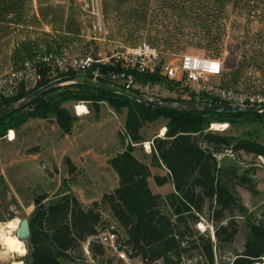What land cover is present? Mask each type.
<instances>
[{
	"label": "rangeland",
	"instance_id": "rangeland-1",
	"mask_svg": "<svg viewBox=\"0 0 264 264\" xmlns=\"http://www.w3.org/2000/svg\"><path fill=\"white\" fill-rule=\"evenodd\" d=\"M102 1L106 39L94 32L89 19L72 0H0V74L37 51L104 53L121 45L147 41L167 57L191 53L221 59L222 86L264 92V0ZM212 81L218 82V77H212ZM151 89V97L156 100L182 99L184 93L183 87L171 81L151 85ZM76 104L66 105L74 113ZM87 106L89 114L77 116L69 134L63 133L53 118H33L7 130L6 134L14 132L13 141L7 140L6 135L0 139V225L16 218L30 219L36 198L48 207L69 194L78 198L84 210L96 203L102 216L99 232L116 230L125 239L124 229L103 196L119 182L109 160L129 144L133 145L134 155L151 170V190L164 197L175 191L168 170L153 157L154 140L165 137L167 119L161 117L145 123L140 129L142 141L132 142L125 132V112L117 113L107 103H102L99 110L89 103ZM212 124L227 125L225 129H212L213 132L264 143V123ZM221 167L235 168L230 173L235 183L241 175H248L255 188L251 192L236 186L248 214L227 213L223 222L233 215L239 225L235 241L215 254V264H229L235 253L243 251L251 223L264 214V158L236 152V160L225 159ZM209 213L206 208L196 229L208 231L213 237L215 228L208 220ZM88 245L85 242L72 251L77 258L72 264H143L139 258L117 261V252L112 248L94 260ZM30 252L21 258L12 255V259L9 256L8 260L0 259V264H11L14 260L31 264Z\"/></svg>",
	"mask_w": 264,
	"mask_h": 264
},
{
	"label": "trees",
	"instance_id": "trees-1",
	"mask_svg": "<svg viewBox=\"0 0 264 264\" xmlns=\"http://www.w3.org/2000/svg\"><path fill=\"white\" fill-rule=\"evenodd\" d=\"M153 38L160 40L158 36ZM135 75L144 84L169 81L159 75ZM47 82L44 77L35 89ZM32 91L34 89L26 90L22 85L17 95L0 105V110ZM81 101L91 104L95 110L107 103L117 113L125 112V132L132 142L142 141L140 129L145 123L161 117L167 119L165 137L154 140L153 157L168 170L175 191L164 197L151 190V170L134 155L131 144L109 160L119 182L112 192L104 194L103 199L125 231L126 237L120 238V245L128 257L139 258L143 264H215L216 252L225 244H232L239 233L238 221L233 215L223 223L228 218L227 213L248 214L236 186L251 192H255V188L246 174L241 175L237 183L233 182L230 173L235 168L219 167L213 154L232 149L264 158V143L216 133L209 128L215 122L261 124L264 123V112L205 113L160 109L123 94L73 83L57 87L28 107L2 119L0 139L8 129L33 118H53L61 131L69 134L78 117L66 104ZM161 101L179 102L182 99ZM95 205L94 202L93 207L84 210L77 197L65 194L44 207L42 200L36 198L30 218L31 264H72L77 259L72 251L85 242L89 243L94 260L98 255L103 256L106 248L95 238L102 216ZM206 208L210 211L208 220L215 228V239L208 231L196 229ZM263 257L264 214L251 223L243 251L235 253L229 264L261 263Z\"/></svg>",
	"mask_w": 264,
	"mask_h": 264
},
{
	"label": "built area",
	"instance_id": "built-area-1",
	"mask_svg": "<svg viewBox=\"0 0 264 264\" xmlns=\"http://www.w3.org/2000/svg\"><path fill=\"white\" fill-rule=\"evenodd\" d=\"M72 1L80 13L89 19L94 32L104 35L105 38L102 39H106L108 31L103 19L102 0ZM223 70L224 61L221 59L191 53L167 57L163 51L147 41L137 45H121L104 53L72 55L43 50L33 53L20 65L0 74V105L17 95L22 85L26 90H36L37 83L44 77L48 80L47 83H50L69 75H82L92 80L105 81L152 98V84H144L138 80L135 73H139L159 75L183 87L182 101L264 106V92H245L222 86L219 80ZM212 77H218V82H213ZM77 103L74 106L76 116L89 114L87 102ZM80 105L86 108L84 112L79 111ZM219 128L225 129L227 125L210 126V130ZM11 131L5 136L9 141L15 139H12ZM213 156L219 167L225 159L236 160V152L232 149H223ZM95 238L106 249H114L117 252L115 257L121 260L128 258L126 250L120 245V236L116 230L100 231Z\"/></svg>",
	"mask_w": 264,
	"mask_h": 264
},
{
	"label": "water",
	"instance_id": "water-1",
	"mask_svg": "<svg viewBox=\"0 0 264 264\" xmlns=\"http://www.w3.org/2000/svg\"><path fill=\"white\" fill-rule=\"evenodd\" d=\"M84 84L91 87L100 88L103 90H108L111 92L123 94L129 96L143 104H146L151 107L160 108V109H176L188 112H207V113H261L264 112V106H236L229 104H221L214 102H188V101H161L152 99L143 95H140L134 91L124 89L122 87L107 83L101 80H92L91 78L82 76V75H69L58 80L52 81L50 83L45 84L44 86L32 91L30 94L25 96L24 98L12 103L11 105L4 107L0 110V121L15 112H18L33 102L37 101L50 91L56 89L59 86H63L65 84ZM15 235L24 242L26 245L27 251H30V219L25 217L21 219L19 227L15 232ZM213 239H215L213 233Z\"/></svg>",
	"mask_w": 264,
	"mask_h": 264
},
{
	"label": "bare ground",
	"instance_id": "bare-ground-1",
	"mask_svg": "<svg viewBox=\"0 0 264 264\" xmlns=\"http://www.w3.org/2000/svg\"><path fill=\"white\" fill-rule=\"evenodd\" d=\"M78 109L80 112H84L86 108L83 105H80ZM215 125L217 126V124ZM10 135L12 136V139L15 138L13 131H11ZM19 224L20 220L16 218L0 225V259L8 260V256L12 259L14 257L12 255L21 258L27 254L26 245L15 235ZM199 226L203 227V224L200 223ZM11 264H22V262L14 260Z\"/></svg>",
	"mask_w": 264,
	"mask_h": 264
},
{
	"label": "crops",
	"instance_id": "crops-1",
	"mask_svg": "<svg viewBox=\"0 0 264 264\" xmlns=\"http://www.w3.org/2000/svg\"><path fill=\"white\" fill-rule=\"evenodd\" d=\"M23 60H24V59H23ZM23 60H22V61H23ZM22 61H21V62H22ZM21 62H20V63H21ZM19 65H20V64H19ZM17 66H18V65H17ZM14 67H16V66H14ZM12 68H13V67H12ZM10 69H11V68H10ZM7 71H8V70H7ZM158 193H159V192H158Z\"/></svg>",
	"mask_w": 264,
	"mask_h": 264
}]
</instances>
